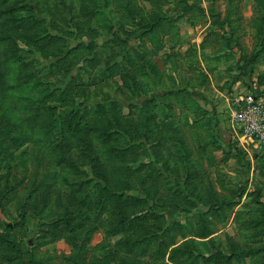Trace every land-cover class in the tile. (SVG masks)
<instances>
[{
  "label": "rangeland",
  "instance_id": "1",
  "mask_svg": "<svg viewBox=\"0 0 264 264\" xmlns=\"http://www.w3.org/2000/svg\"><path fill=\"white\" fill-rule=\"evenodd\" d=\"M264 0H0V264H264Z\"/></svg>",
  "mask_w": 264,
  "mask_h": 264
},
{
  "label": "built area",
  "instance_id": "2",
  "mask_svg": "<svg viewBox=\"0 0 264 264\" xmlns=\"http://www.w3.org/2000/svg\"><path fill=\"white\" fill-rule=\"evenodd\" d=\"M232 122L240 138L257 149L264 148V100L253 92L237 95L233 100Z\"/></svg>",
  "mask_w": 264,
  "mask_h": 264
}]
</instances>
